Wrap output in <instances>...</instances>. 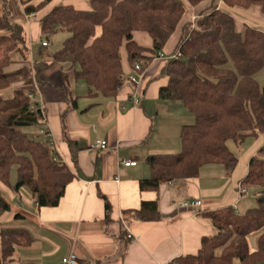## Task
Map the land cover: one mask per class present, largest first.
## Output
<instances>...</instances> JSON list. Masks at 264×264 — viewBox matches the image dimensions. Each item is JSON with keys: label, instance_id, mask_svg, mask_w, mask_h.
I'll use <instances>...</instances> for the list:
<instances>
[{"label": "trees", "instance_id": "16d2710c", "mask_svg": "<svg viewBox=\"0 0 264 264\" xmlns=\"http://www.w3.org/2000/svg\"><path fill=\"white\" fill-rule=\"evenodd\" d=\"M51 1L22 4L29 15ZM205 1L187 0L191 7ZM209 1L193 25L183 27L175 53L179 57L167 61L168 82L158 93L162 101L180 102L194 123L180 129V152L144 158L150 177L139 180L140 192L158 193L169 182L197 179L207 165H220L230 176L239 158L229 144L264 137V85L259 87L254 79L264 66V32L246 25L239 30L234 16L218 7L221 1L239 12L257 8L264 17V0ZM7 2H0V186L14 192L24 187L38 207L51 208L58 205L75 175L54 156L49 140L39 142L24 131L42 126L44 115L32 110L30 92L19 87L30 79L31 69L25 60L24 28L10 21ZM89 4L88 10L54 7L40 20L41 36L48 40L59 30L67 31L70 36L54 54L55 62L75 82L86 84L87 97L115 98L126 79L121 51L132 68L135 63H149L173 35L185 9L177 0H89ZM138 33L150 39L151 47L134 39ZM228 60L234 70L225 68ZM67 143L76 166L77 146ZM13 169L17 181L11 186ZM238 184L246 191L255 189V207L243 214L232 206L204 212L202 216L217 233L203 237L196 254L180 256L169 264H264V141L249 158ZM101 198L108 221L111 208ZM10 209L0 191V218ZM132 213L140 222L160 220L157 200L142 201ZM253 234L257 248L252 252L248 237ZM32 242L25 229H0V264L12 262L17 249Z\"/></svg>", "mask_w": 264, "mask_h": 264}, {"label": "crops", "instance_id": "0c3cea01", "mask_svg": "<svg viewBox=\"0 0 264 264\" xmlns=\"http://www.w3.org/2000/svg\"><path fill=\"white\" fill-rule=\"evenodd\" d=\"M22 1L37 5L41 0L7 2L10 21L24 28L25 60L31 69L30 79L19 87L33 94L44 115L39 134L41 129L49 133L54 156L69 167L75 178L55 207H38L31 194L24 199L15 198L16 205H11L10 211L0 218V229H25L33 242L18 248L8 264H62L71 255L77 259L75 264H169L180 256L196 254L201 239L217 233L211 221L202 216L204 212L225 206L237 210L251 206L252 202L238 192L247 164L244 169L237 165L230 176L220 165H207L201 168L197 179L164 184L158 193L140 192L138 188L139 180L150 177L144 158L180 152V129L194 123L180 102L162 101L158 93L168 82L164 68L176 53L183 27L193 25V20L208 8L209 0L196 7L188 2L184 5L180 23L160 52L163 58L157 55L149 63H141L143 72L137 86L128 81L132 67L121 51L126 79L115 98L87 97V86L75 82L69 77L70 72L55 62L49 42L46 41L49 46H42L45 40L40 20L58 5L85 10L87 0H52L29 15L24 12ZM218 5L225 6L221 1ZM134 39L151 47L146 35L138 33ZM133 92L140 100L139 106L133 105ZM26 133L34 137L38 132ZM97 140L106 141V149L91 150ZM68 141L77 146L76 166L71 161ZM263 141L264 137L259 138V145L253 149ZM237 156L245 161L246 157ZM121 160L136 165L125 167ZM6 191L12 198L13 194ZM102 196L111 208L108 221ZM153 200L158 201L160 220L138 221L132 212L140 209L142 201ZM190 200H199L201 207L180 208L182 202ZM127 233L137 239L127 240ZM248 246L250 251L256 250V234L248 237Z\"/></svg>", "mask_w": 264, "mask_h": 264}, {"label": "rangeland", "instance_id": "374dc122", "mask_svg": "<svg viewBox=\"0 0 264 264\" xmlns=\"http://www.w3.org/2000/svg\"><path fill=\"white\" fill-rule=\"evenodd\" d=\"M177 1L183 7H184V5L188 4L187 1H184V0H177ZM87 2H88L87 3V9H85V10L90 9L89 0H87ZM45 6H47V5H45ZM58 6H62V5H58ZM44 7H42V8H44ZM42 8H40L39 10H41ZM78 9H80V8H78ZM221 9L230 12L234 16L235 20L238 22V29L239 30H242L243 27H244L243 25H246V26L252 27V28H254L256 30H259V31L264 32V17L260 14V12H259V10L257 8H253V9H250L248 11H243V12L240 11L241 16H238L237 13L235 12V10L233 11V10L227 9L225 6H221ZM69 36H70V34L67 33V31H65V30H59L55 35H53L52 37H50L48 40L47 39H44V38L43 39L45 41L49 42V44L51 46L49 50L54 55L57 51H59L61 49L63 42ZM225 68H227L229 70H234L232 63L229 60H228V62L226 64ZM254 79L258 83L259 87H262L264 85V66H263V68L260 71H258L254 75ZM79 82H80V84L86 86V84L83 81H79ZM24 131H26V132H32L33 131V133L36 131L38 133L37 134H34V138L37 141H39V142L45 141V137L39 134V127L38 126L24 128ZM262 137L263 136H259L258 138H248L242 144H233V143H230L229 144V147L233 151H235L237 153V155L240 156V159H243L244 157L247 158V159L245 158V161H243V162H242V160H239L238 168L240 166H242V169L246 168V164L248 162V159L252 155H254L256 153V151H257L258 148L257 149H255V148L259 145V143H258L259 138H262ZM253 147H255L254 148L255 150L253 149ZM251 150H252V152L254 151L253 154H251L252 153ZM16 181H17V173H16V169H13L11 171V175H10V185L13 186L16 183ZM2 188L0 190L1 193L4 195L5 199L12 206H15L16 205V202H15L16 199L15 198L22 197L24 199V198L29 197V195H30V192L28 191V189H26L24 187L23 188H20L18 190V192H14L12 190V188H9V187H2ZM6 190H9L13 194V197L12 198L10 196H8V193H7ZM242 197L244 198V200H246V199L248 201L250 200L252 203H251V206H249L248 208H242V210L241 209H238V210L236 209V211L238 213H240V214H243L248 209H251V208H254L255 207V205H256V203H255V197H256V191H255V189H248V192L245 193L244 195H242ZM0 228H1V226H0ZM234 264H238V263L237 262H234Z\"/></svg>", "mask_w": 264, "mask_h": 264}, {"label": "built area", "instance_id": "2783aa9c", "mask_svg": "<svg viewBox=\"0 0 264 264\" xmlns=\"http://www.w3.org/2000/svg\"><path fill=\"white\" fill-rule=\"evenodd\" d=\"M218 7H219V5H218ZM194 21H195V19L193 20V22ZM42 46L43 47H47V46H49V44L46 41H43L42 42ZM158 57L159 58H163V55L159 54ZM178 57H179V54H176L172 58H178ZM172 58H170V59H172ZM142 72H143V67H142L141 63H135L133 65L132 71L127 76L128 81H129V83L132 86H137L138 85L139 80H140L141 75H142ZM28 98H29L30 102L32 103V106H31L32 110L33 111L40 110L42 112V110L39 107V105H37L34 102V96H33L32 93L28 94ZM132 98H133L132 99L133 100V105L134 106H139L140 105V100L136 96L135 92H133ZM42 114H43V112H42ZM40 134L43 135L45 137V139H47V140L50 139V135L45 129H41L40 130ZM106 147H107L106 141L97 140L91 145V150H93V151L104 150V149H106ZM120 163H121L122 166H125V167H134L136 165V162L126 161V160H121ZM167 184H173V182H169ZM238 192H239L240 195H243V194L246 193V190L238 187ZM200 207H201V202L199 200L185 201V202H182L180 204V208L188 209V210H198ZM126 238H127V240H130V241L137 239L136 237H133L129 233H127ZM76 262H77V259H76V257L74 255H71L70 257L65 258V259L62 260V264H75Z\"/></svg>", "mask_w": 264, "mask_h": 264}]
</instances>
